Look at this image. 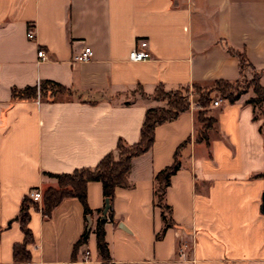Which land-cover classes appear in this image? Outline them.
<instances>
[{"label":"crops","instance_id":"obj_1","mask_svg":"<svg viewBox=\"0 0 264 264\" xmlns=\"http://www.w3.org/2000/svg\"><path fill=\"white\" fill-rule=\"evenodd\" d=\"M85 45L92 57L74 62ZM131 48L151 56L129 60ZM236 52L249 63L242 71ZM255 71L264 85V0H0V264H14L29 189L57 186L45 171L94 167L119 139L137 142L145 111L167 105L154 97L157 85L188 87L190 105L155 126L151 147L131 159L127 183L116 186L103 224L111 262L264 264V139L246 102L255 93L210 102L215 121L206 143L195 140L199 106L191 91ZM46 79L66 90L12 97V88ZM180 144V167L164 193L173 225L157 237L163 219L154 176ZM86 201L90 231L76 246L87 227L77 197H64L49 215L42 200L29 207L28 264H108L93 231L104 206L100 181L87 182Z\"/></svg>","mask_w":264,"mask_h":264},{"label":"trees","instance_id":"obj_2","mask_svg":"<svg viewBox=\"0 0 264 264\" xmlns=\"http://www.w3.org/2000/svg\"><path fill=\"white\" fill-rule=\"evenodd\" d=\"M236 55L239 58V67L242 71L244 67L249 66L248 60L243 52H236ZM260 75V72L255 71L250 79H237L235 81L219 79L209 87L194 84L191 91L197 94L196 101L199 109L197 110L196 118L200 123V126L196 129L195 140H204L208 143V129L212 127L215 118L207 113V106L216 96L233 102L249 88H252L255 95L248 98L246 102L253 105L255 118L259 119L260 114L263 118L260 124V130L263 132L264 139V85L260 83ZM62 90H66L65 86L56 81L46 79L35 85H27L23 88L14 87L11 89V94L15 99H28L35 98L39 94L44 95L46 93ZM70 91L71 90H69V92ZM189 95L190 89L188 87L167 91L162 85H157L154 97L166 101L167 105L151 107L145 111V116L140 128V136L137 142L127 144L119 139L116 144V153L112 151L106 153L94 167H80L75 168L71 172L62 173L45 171L44 173L46 175L56 178L57 186H50L42 191V213L49 215L52 208L57 205L61 199L67 196H74L81 202L85 216L89 215L91 209L86 201L87 182L90 180L100 181L103 197L104 199L108 198L110 205L104 217L101 215L98 216L93 231L96 235V243L102 259L107 261L108 264H114L111 262L108 245L104 237L105 232L103 224L107 216L112 218L111 203L115 188L118 185L127 183L131 159L147 151L151 147L154 139L155 126L176 117L180 111L189 108ZM257 109H261L260 114L256 113ZM181 145L182 144L175 149L172 163L160 169L154 176L153 200L154 204L159 207L161 218L163 219V226L157 233V237H159L167 227L173 225L171 208L164 201V193L166 187L169 185L171 175L180 167L178 150ZM261 174L264 175V172ZM30 206L38 207V202L32 200L31 197L25 194L21 199L18 214L21 230L23 232V239L21 242L13 244L12 255L14 264H28L30 262V250L28 245L33 240L32 232L27 225L30 215ZM89 231L90 228L86 227L75 243V246L86 242Z\"/></svg>","mask_w":264,"mask_h":264},{"label":"built area","instance_id":"obj_3","mask_svg":"<svg viewBox=\"0 0 264 264\" xmlns=\"http://www.w3.org/2000/svg\"><path fill=\"white\" fill-rule=\"evenodd\" d=\"M26 36L28 38H33L34 37V31L33 28L31 26L27 27V31H26ZM93 54V50L91 48L90 45H85L80 51L75 52L72 55V60L74 62L77 61H87L92 57ZM37 56L40 59H45L46 58V53L42 48H39L37 50ZM151 56L150 52L147 50H143V49H137V48H131L128 52V59L129 60H142V59H146L149 58ZM220 99L215 98L213 99L212 103L214 105L219 104ZM27 195L29 197L32 198V200L34 201H41L42 200V190L39 188H31L29 189V191L27 192ZM179 254L182 255L183 254V248H179ZM87 257V256H86Z\"/></svg>","mask_w":264,"mask_h":264},{"label":"water","instance_id":"obj_4","mask_svg":"<svg viewBox=\"0 0 264 264\" xmlns=\"http://www.w3.org/2000/svg\"><path fill=\"white\" fill-rule=\"evenodd\" d=\"M261 199H262L261 210H262V212H264V191L262 193ZM109 205L110 204H109L108 198H105L104 199V206H103V209L101 212V216H103V217L105 216L107 209L109 208ZM86 218H87V228H89L91 225V217H90V215H87Z\"/></svg>","mask_w":264,"mask_h":264},{"label":"rangeland","instance_id":"obj_5","mask_svg":"<svg viewBox=\"0 0 264 264\" xmlns=\"http://www.w3.org/2000/svg\"><path fill=\"white\" fill-rule=\"evenodd\" d=\"M250 78H251V77H250ZM250 78H246V77H245V78H244V77L242 78V77H241V80H242V79H243V80H245V79H250ZM182 92H183V90H182ZM215 98H216V97H215ZM260 111H261V109H257L256 113H259V114H260ZM259 119H260L261 121L263 120V118L261 117V114H260V118H259ZM263 129H264V126H263ZM115 153H116V152H115Z\"/></svg>","mask_w":264,"mask_h":264}]
</instances>
